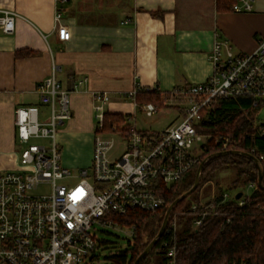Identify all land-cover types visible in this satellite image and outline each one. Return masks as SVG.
I'll list each match as a JSON object with an SVG mask.
<instances>
[{
  "label": "built area",
  "instance_id": "obj_1",
  "mask_svg": "<svg viewBox=\"0 0 264 264\" xmlns=\"http://www.w3.org/2000/svg\"><path fill=\"white\" fill-rule=\"evenodd\" d=\"M253 4L254 0H237L231 9L248 12L253 10ZM17 16L15 11H0L4 33L14 32ZM62 18L63 12L58 9V34L67 41L71 33L61 23ZM209 59L214 71L208 79L170 92L166 103L181 107L184 117L161 130H139L132 124L127 135L106 131V105L111 97L107 91L94 92L91 162L76 173L63 166L57 135L59 126L72 117L70 94L87 79H77L72 90L66 89L57 79L58 67L54 65L36 89L40 102L49 107L48 117L40 118L37 105L16 109V135L21 146L17 168L0 172V264H94L99 259V241L92 233L96 222L121 228L115 220L117 216L125 217L135 211L153 213L162 208L165 198L160 188L176 183L196 167L212 137L199 133L195 126L201 119V110L212 107L220 98L246 96L254 103L264 101V37L253 52L236 53L230 40L217 32ZM140 90L136 87L122 96L136 101ZM140 107L148 117L160 108L152 102ZM256 132L264 137V122L258 123ZM113 134H119L124 143L123 151L114 158L110 156L116 143ZM38 139L47 142L34 141ZM231 141L222 135L215 138L223 149H228ZM255 150L251 148V152ZM259 157L264 158L262 154ZM42 185H47L49 191L38 192ZM247 188L253 191L257 185L249 184ZM237 192H225L220 201L213 197L194 204L193 209L201 208V218L194 226L201 225L207 215L235 198ZM236 200L240 205L244 203L242 197ZM178 230L174 215L164 233L167 264L178 263Z\"/></svg>",
  "mask_w": 264,
  "mask_h": 264
},
{
  "label": "crops",
  "instance_id": "obj_2",
  "mask_svg": "<svg viewBox=\"0 0 264 264\" xmlns=\"http://www.w3.org/2000/svg\"><path fill=\"white\" fill-rule=\"evenodd\" d=\"M58 9L71 33L67 41L58 34ZM1 10L18 16L14 32L0 28V172L17 168L16 109L37 105L40 118L48 117L36 89L54 65L66 89L87 79L70 94L72 117L57 135L62 164L69 168L70 162H91L94 92H109L106 110L133 119L141 104L123 94L136 87L171 92L213 74L215 33L229 39L236 53L253 52L264 37V0H254L248 12L221 10L218 0H0ZM22 49L32 54L19 57ZM69 150L78 155L73 161Z\"/></svg>",
  "mask_w": 264,
  "mask_h": 264
},
{
  "label": "trees",
  "instance_id": "obj_3",
  "mask_svg": "<svg viewBox=\"0 0 264 264\" xmlns=\"http://www.w3.org/2000/svg\"><path fill=\"white\" fill-rule=\"evenodd\" d=\"M236 1L218 0L219 8L230 10ZM31 54L29 49L17 52L19 57ZM169 98L170 92L162 93L153 89L140 90L136 100L139 104L152 102L160 108H177V105L166 103ZM263 106V100L254 103L250 97L239 96L217 99L212 107L201 110V119L195 126L199 133L212 137L206 143L201 157V161L208 159L202 168L199 186L175 206L170 216L172 218L176 215L179 223L177 264H264V189L258 184V167L250 157L243 154H218L237 150L256 156L261 162L264 186V158L259 157V154L264 156V137L256 132L257 113ZM131 121L132 117L128 114L106 111L105 130L127 135L134 124ZM220 135L232 139L228 149L215 143V138ZM251 148L256 150L251 152ZM201 161L170 187L160 188L165 205L156 212L135 211L125 217H115L121 228L128 227L132 230L134 238L128 249L112 257L114 264H134L159 232L168 207L194 184ZM222 169L235 170V177L228 187L237 189L255 184L257 188L250 194H243L242 205L236 197L231 198L207 215L202 224L196 227L194 222L201 218V208L192 207L199 203V190L204 183L214 180L217 172ZM225 192L229 191L218 185L216 201H220ZM165 240L166 235H163L141 264H167Z\"/></svg>",
  "mask_w": 264,
  "mask_h": 264
},
{
  "label": "rangeland",
  "instance_id": "obj_4",
  "mask_svg": "<svg viewBox=\"0 0 264 264\" xmlns=\"http://www.w3.org/2000/svg\"><path fill=\"white\" fill-rule=\"evenodd\" d=\"M48 111L49 107L45 110V113H48ZM183 117L184 115L182 111L178 108H162L151 117H148L145 112L139 109L137 115L134 116V118L132 119V122L135 123L137 129L161 130L168 126V124L170 125L178 119L179 121L182 120ZM257 122H264V106L257 113ZM66 123L67 121L64 123V125H66ZM64 125L59 126L58 130L61 129ZM113 137L116 139V143L113 149L110 151V156L114 158L123 151L124 143L119 134H113ZM34 141L37 143H45L47 142V139H38ZM76 155L77 154L74 153V151L69 150L70 161H73ZM73 164L74 163L70 162L69 168L76 173L80 168L88 167L90 163H87L84 166L77 165L76 163L74 165ZM234 177V169L219 170L214 180L204 183L203 186L200 188L198 199L199 202H207L213 197H215L218 191V185L224 187L225 191H229L232 194H235L237 191L240 190H244L246 192L252 191L248 190L247 186L238 187L237 189L228 187ZM170 186L171 185H169V187ZM47 191H49V187L47 185H42L38 190V192ZM92 233L99 241L97 249V255L99 256V259L96 260L94 264H114L112 257L128 249L130 247V243H133L134 238L132 235V231L128 227H112L105 224H101L99 222H96L93 225Z\"/></svg>",
  "mask_w": 264,
  "mask_h": 264
},
{
  "label": "water",
  "instance_id": "obj_5",
  "mask_svg": "<svg viewBox=\"0 0 264 264\" xmlns=\"http://www.w3.org/2000/svg\"><path fill=\"white\" fill-rule=\"evenodd\" d=\"M243 154V155H246L248 157H250L257 165L258 167V170H259V179H258V184H259V187L261 189H264V186L262 184V166H261V162L260 160L252 155V154H249V153H242L240 151H237V150H227V151H223L221 153H218V154ZM208 158H205L204 160L201 161V163L199 164L198 166V169H197V173H196V178H195V181H194V184L192 185V187L187 190L185 193H183L180 197H178L167 209L166 211V214H165V217H164V220H163V223L161 225V228L159 230V232L157 233L156 237L149 243V245L142 251V253L137 257V259L135 260L134 264H141L142 261H144V259L147 257V255L150 253V251L154 248V246L158 243L159 239H161L165 233V230L168 226V222H169V219H170V216H171V213L173 211V209L175 208V206L181 201L183 200L184 198L188 197L190 194H192L196 189L197 187L199 186L200 184V175H201V171H202V168L205 164V162L207 161ZM244 192L243 191H239L237 192L236 194V199H240L242 196H243Z\"/></svg>",
  "mask_w": 264,
  "mask_h": 264
}]
</instances>
